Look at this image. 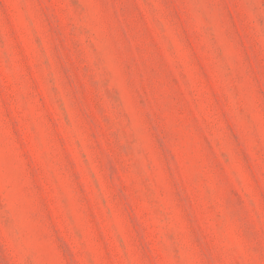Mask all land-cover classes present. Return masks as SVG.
I'll list each match as a JSON object with an SVG mask.
<instances>
[{
    "label": "rangeland",
    "instance_id": "1",
    "mask_svg": "<svg viewBox=\"0 0 264 264\" xmlns=\"http://www.w3.org/2000/svg\"><path fill=\"white\" fill-rule=\"evenodd\" d=\"M0 264H264V0H0Z\"/></svg>",
    "mask_w": 264,
    "mask_h": 264
}]
</instances>
